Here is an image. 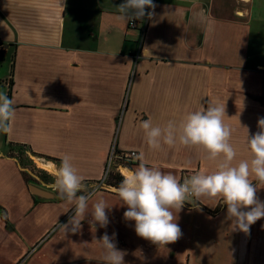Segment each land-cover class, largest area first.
<instances>
[{
    "label": "crops",
    "instance_id": "1",
    "mask_svg": "<svg viewBox=\"0 0 264 264\" xmlns=\"http://www.w3.org/2000/svg\"><path fill=\"white\" fill-rule=\"evenodd\" d=\"M123 2L0 0V93L15 101L12 131L0 132V264H103L97 240L105 232L116 233L124 264H264V218L245 234L234 230L225 205L213 213L222 199L192 197L177 214L181 237L159 248L137 236L118 188L103 181L114 146L143 152L148 166L179 182L214 171L217 162L195 148L151 150L140 128L148 119L161 127L179 122L209 100L225 104L233 163L249 158L247 134L264 118V0H155L145 56L137 61L139 30L120 17ZM16 144L29 150V160L36 153V162L48 158L57 171L71 156L95 193L89 212L100 198L111 207L107 227L93 226L89 214L79 232L65 234L59 225L74 205L26 168L13 153ZM31 184L55 196L35 195ZM257 187L264 202V185Z\"/></svg>",
    "mask_w": 264,
    "mask_h": 264
},
{
    "label": "clouds",
    "instance_id": "2",
    "mask_svg": "<svg viewBox=\"0 0 264 264\" xmlns=\"http://www.w3.org/2000/svg\"><path fill=\"white\" fill-rule=\"evenodd\" d=\"M155 7L153 0H124L116 6L120 17L130 23L142 21L145 17L152 19ZM146 9L153 11L146 12ZM14 103L13 99L0 93V132L12 131ZM225 117V104L209 100L207 107L200 105L179 122L169 120L163 127L153 125L151 119L141 122L145 142L151 150L177 145L195 148L204 153L205 159L217 163L214 171H202L181 183L174 175L148 166L141 152L137 156L139 166L124 177L117 189L122 205L127 207L124 219L135 222L137 236L159 248L177 241L182 235L176 222L177 214L185 202L191 203L192 197L196 200L222 199L227 208V218L235 222L234 230L245 234L264 218V202L259 201L256 195L260 188L257 183L264 185V118L257 121V133L251 138L247 134L249 158L234 164L237 151L231 143L232 129L225 123ZM83 180L72 163V157L64 155L52 187L62 200L74 205L71 207L75 209L74 215L67 223L59 225L65 234L79 232L81 222L89 214L93 226L98 223L105 228L109 224L105 210L111 207L103 198L94 201L89 212V201L95 193L88 191ZM115 237V232L112 236L105 232L97 240L104 249L103 264H124L126 252L117 249Z\"/></svg>",
    "mask_w": 264,
    "mask_h": 264
},
{
    "label": "built area",
    "instance_id": "3",
    "mask_svg": "<svg viewBox=\"0 0 264 264\" xmlns=\"http://www.w3.org/2000/svg\"><path fill=\"white\" fill-rule=\"evenodd\" d=\"M153 3L155 4V0H153ZM146 12L148 11H153L152 9H146ZM150 19L145 17L142 21L137 20L134 22H129L128 21V28L131 30L138 29L139 30V37L137 41V49L135 52V59L136 61L141 59L142 57L145 56V49H144V40L147 32V27H148V22ZM1 46H0V61H1ZM9 84H11L10 79H9ZM139 153L136 150H130V151H117L115 150V146L112 148L110 155H109V160L106 165L104 174H103V181L107 179V177L110 174V167L112 166L113 162L116 164V168L122 173L123 170H128L130 167L127 163H133L137 161V156ZM186 178H182L180 180L181 183Z\"/></svg>",
    "mask_w": 264,
    "mask_h": 264
},
{
    "label": "rangeland",
    "instance_id": "4",
    "mask_svg": "<svg viewBox=\"0 0 264 264\" xmlns=\"http://www.w3.org/2000/svg\"><path fill=\"white\" fill-rule=\"evenodd\" d=\"M7 65L8 63H6L5 65V69H7ZM2 67H0L1 69ZM4 70V69H3ZM115 150H117L115 148ZM27 150L26 148L22 150V148H15L13 150V153L19 157V159H21L22 161H25L27 162L26 164V168H28L31 173L35 174L37 177H39L40 180L46 182V183H54V180H55V177H56V174H57V168H55L54 165H52V167H47V166H44L42 163H48L50 161V159L48 158H45V159H40L39 161L36 162V158L38 155L34 154V153H31L32 157L31 160L28 159V155H27ZM118 151V150H117ZM27 158V160H26ZM39 158V157H38ZM125 173V171H123ZM111 173H118L120 175H122L123 177H125V175L123 173H121L117 168H116V164L113 162L112 166L110 167V174ZM110 174L109 176L107 177V179L105 180V182L107 183V180L109 179L110 177ZM186 264H189V259H186L184 261Z\"/></svg>",
    "mask_w": 264,
    "mask_h": 264
},
{
    "label": "trees",
    "instance_id": "5",
    "mask_svg": "<svg viewBox=\"0 0 264 264\" xmlns=\"http://www.w3.org/2000/svg\"><path fill=\"white\" fill-rule=\"evenodd\" d=\"M0 46H1V55H2V56H1V60H2L3 55H4V52H5V47H4L5 44H4L3 42L0 41ZM10 91H11V90H9V94H10ZM15 147H16V148H17V147H18V148H22V150L26 148V147H24V146H22V145H19V144H16ZM34 154H36V153H34ZM127 164L129 165V167H131V166L133 165V163H127ZM25 178H26V180H27L28 182H35V183H38L35 179H33V178H29L28 176H26ZM123 179H124V177H123L122 175H120V174H118V173H111L109 179L107 180V184H109V185L112 186V187L119 188V186H120V184H121V182H122ZM57 199L62 200V199L59 197V195H57ZM223 206H224V203H223V204H220L219 207H218L213 213H216V212H218L219 210H221V209L223 208Z\"/></svg>",
    "mask_w": 264,
    "mask_h": 264
},
{
    "label": "water",
    "instance_id": "6",
    "mask_svg": "<svg viewBox=\"0 0 264 264\" xmlns=\"http://www.w3.org/2000/svg\"><path fill=\"white\" fill-rule=\"evenodd\" d=\"M30 189H31L33 194L39 195V196L44 197V198H53L55 196L54 193H52L51 191H49L47 189L40 188L34 184L30 185Z\"/></svg>",
    "mask_w": 264,
    "mask_h": 264
},
{
    "label": "bare ground",
    "instance_id": "7",
    "mask_svg": "<svg viewBox=\"0 0 264 264\" xmlns=\"http://www.w3.org/2000/svg\"><path fill=\"white\" fill-rule=\"evenodd\" d=\"M44 166H47V167H51V163H42ZM130 172L129 171H125V175L129 174Z\"/></svg>",
    "mask_w": 264,
    "mask_h": 264
}]
</instances>
